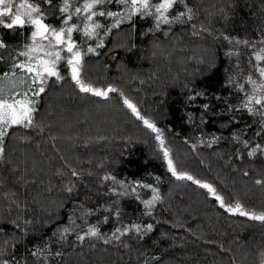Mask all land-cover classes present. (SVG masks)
<instances>
[{
    "label": "trees",
    "instance_id": "trees-1",
    "mask_svg": "<svg viewBox=\"0 0 264 264\" xmlns=\"http://www.w3.org/2000/svg\"><path fill=\"white\" fill-rule=\"evenodd\" d=\"M29 2L43 7L47 22L56 25L60 20L62 0L52 5ZM188 8L191 20L186 15L184 22L162 24L158 30L154 16H134L104 38L100 55L84 56L82 79L93 87L118 90L108 99L80 92L62 61L64 79H50L37 98L34 126L9 129L0 155V262L261 264L264 223L227 213L206 189L176 180L156 134L132 115L120 96L123 92L161 130L179 171L213 184L229 203L264 211V183H256L264 181V151L248 155L257 144L264 148V127L239 107L248 88L241 67L229 55L245 46L230 40L264 47V0H184L170 13L176 16ZM101 10L124 11L125 6L113 0L98 6ZM95 19L105 26L114 22ZM28 35L29 29L0 27V39L7 45L0 48V75L10 71ZM196 93L203 95L190 100ZM214 136L220 139L209 147ZM73 170L79 176H72ZM106 174L153 184L162 200L151 216L145 215L135 196L110 191L117 186L102 180ZM139 191L144 198L151 194ZM133 223H152L154 229L109 239L116 228ZM90 225L99 228L100 237L78 240ZM64 227L71 231L63 239L53 235ZM37 249L42 250L38 257L32 255Z\"/></svg>",
    "mask_w": 264,
    "mask_h": 264
},
{
    "label": "snow or ice",
    "instance_id": "snow-or-ice-1",
    "mask_svg": "<svg viewBox=\"0 0 264 264\" xmlns=\"http://www.w3.org/2000/svg\"><path fill=\"white\" fill-rule=\"evenodd\" d=\"M74 0H62L59 7L61 16V26L59 28L49 25L45 22L46 16L42 11L39 3H32L29 0H0V26L5 29H23L30 27L31 43L25 44V50L19 53V56L24 57L23 60L15 62L12 66L11 73L5 72L0 75V155L4 152L3 142L4 137L13 126H23L24 128L32 127L33 113L36 111L35 104L38 103L37 98L44 94L47 90V85L50 79L54 78L59 82L64 79L61 75L58 65L63 61L70 70V78L82 93H90L93 96L109 98L110 93H115L118 90L115 87L108 86L107 88L93 87L91 83H86L82 79V66L84 56L87 54L100 55L99 50L105 48V37L108 36L114 29H119L120 26L128 21H131L134 16L141 17L154 16L156 21V29L158 30L161 24H172L174 22H184L182 17L186 16L189 20L192 19V9L188 8L187 12H180L174 18L169 17V10L177 3H183L184 0H159L153 3L152 0H115V3L124 5V11H97L98 6L113 3V0H83L80 6L72 8ZM41 3L52 5L53 0H41ZM83 18V24L73 22L74 17ZM97 17L114 18V22L110 26L98 22ZM103 30V35L100 34ZM151 31V29H150ZM74 33H81L84 39L78 42L73 38ZM195 34V33H194ZM228 40V37H224ZM230 43L244 44L251 47L255 61H264V47L259 51H255L256 45L248 40H230ZM84 44L86 51L82 50L81 44ZM264 44V40L260 41ZM94 45V46H93ZM7 45L0 39V48H6ZM232 53H229L231 55ZM2 59V57H0ZM256 71L259 74L260 82L253 79L251 75L248 76V82L252 85L251 94L245 96L244 101L239 106L241 109L247 110L251 114H259L264 118V66L255 65ZM20 70L21 75L17 76L16 70ZM232 83V80H229ZM21 88V91H17ZM241 91L244 90L245 85L240 84ZM203 93H196L189 97L190 100H195L197 96ZM123 99V105L130 110L133 116L142 122L145 128L155 133V139L159 143V151L163 154L166 161L167 169L176 180L191 181L202 189H206L211 194L215 201L227 213L238 214L243 217H248L253 221L264 223V211L259 213L255 211H248L244 205L239 201L229 203L224 196L218 194L217 188L208 182L195 178L192 174L179 171L174 163L171 155V150L166 146L165 140L161 130L150 119L141 114L137 105L120 92ZM231 107V106H230ZM209 105L205 103L203 110L207 111ZM260 135V133H257ZM234 139L239 137L234 136ZM219 137H213L209 147L212 143L218 142ZM245 147H248V141H240ZM193 148L196 145H192ZM264 151L257 144L251 151L249 156L255 155L257 151ZM72 176H79V173L73 170ZM157 179H159L157 177ZM103 181H110L117 187L110 188V191L115 195L135 196L145 208V215L151 216L152 209L158 202L162 200L159 189L153 184L143 183L142 181L118 180L111 174H106L102 177ZM257 184H262L264 181L257 180ZM139 189L150 190L151 196L148 199H141ZM72 187H68L67 191L71 192ZM91 214V213H89ZM115 215L119 217V210L117 209ZM107 217L104 218L107 222ZM75 221H72L74 223ZM30 223V222H29ZM154 229L152 223L141 225L133 223L130 226H125L123 229L116 228L109 239L119 240L121 236L129 232L146 234ZM71 229L64 227L57 229L53 235L60 234V238H64V234L69 233ZM99 228L96 225H90L84 235H78L77 239L83 241L86 237H100ZM109 240H105L108 243ZM41 249L33 251V256H40ZM60 255L59 252L56 253ZM264 257V253H262ZM0 264H10L8 260H3ZM264 264V259L261 260Z\"/></svg>",
    "mask_w": 264,
    "mask_h": 264
},
{
    "label": "rangeland",
    "instance_id": "rangeland-1",
    "mask_svg": "<svg viewBox=\"0 0 264 264\" xmlns=\"http://www.w3.org/2000/svg\"><path fill=\"white\" fill-rule=\"evenodd\" d=\"M16 2L18 3L19 0H16ZM82 3H83V0H74V2L72 4V8L74 9L77 6H80ZM41 9L45 13L43 7H41ZM168 15H169L170 19L175 17V16H172L171 15L170 10H169ZM45 22L48 23L49 25L54 26V27H57V28H59L61 26V18H60L59 21L56 22L57 23L56 25H54V24H52L50 22H47V20H45ZM73 22H77V23H80L82 25L83 24V18H82V16L80 18H75L74 17ZM155 23H156V21H155ZM175 23H177V22H174L172 24H175ZM172 24H167V25L170 26ZM0 27H2V26H0ZM24 29H29V35H28V38L29 39H28V42L25 43V44L31 43L30 34H31V30L32 29L30 27H25ZM155 29H156V27H155ZM73 38L76 39L78 42H81L84 39H86V38H84L82 36L81 33H74ZM24 45L20 47L21 48L20 51L17 50L15 52V55L13 57V63L11 65V69H10V71H8V73H11L12 72V70H13L12 66H13V64L15 62H19L20 60H23L24 59V57L19 56V53L25 50ZM240 46L237 47V49L232 52V58H233L234 63L238 67H241V71L243 72V74L241 75V78L243 79V82H245L246 87L248 88V91H247V95H248V94H251V91H252V85L248 82V76L251 75L253 77V79L257 80V82H260V79L261 78L259 77V74L256 71L255 65L259 64L261 66H264V61H259V62L255 61L254 55H253V51L254 50L251 47H249L247 45H245V46L240 45ZM81 47H82V50H83L84 49V44L83 43L81 44ZM260 48L261 47L256 46L255 51H259ZM59 66L60 65H58V68H59ZM16 73H17V76H19V75L22 74L20 72V70H18V69L16 70ZM21 90H22L21 88H18L17 89V91H21ZM249 114L253 117L252 118V122L254 121L253 123L260 124L261 126L264 127V118H262L259 114H255V115L254 114H251V113H249ZM33 125H34V121H33ZM139 192L141 193V191H139ZM150 196H151V194H150ZM150 196L147 197V198L146 197L144 198V197L141 196V199H148V198H150Z\"/></svg>",
    "mask_w": 264,
    "mask_h": 264
}]
</instances>
